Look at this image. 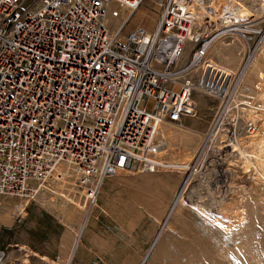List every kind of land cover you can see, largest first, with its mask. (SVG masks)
<instances>
[{
  "label": "built area",
  "instance_id": "2783aa9c",
  "mask_svg": "<svg viewBox=\"0 0 264 264\" xmlns=\"http://www.w3.org/2000/svg\"><path fill=\"white\" fill-rule=\"evenodd\" d=\"M146 1L0 0V196L67 183L91 205L108 177L161 172L160 129L195 116L196 92L219 100L206 142L257 131L239 78L264 49V0H247L263 13L246 21L226 6L218 19L216 0H155L153 26L126 31ZM219 40L240 43L237 73L208 60Z\"/></svg>",
  "mask_w": 264,
  "mask_h": 264
},
{
  "label": "rangeland",
  "instance_id": "374dc122",
  "mask_svg": "<svg viewBox=\"0 0 264 264\" xmlns=\"http://www.w3.org/2000/svg\"><path fill=\"white\" fill-rule=\"evenodd\" d=\"M154 1L144 2L126 31L138 24L153 26ZM248 6L256 18L262 15L257 4ZM216 44L228 56L219 58L213 49L218 66L235 69L240 43ZM256 57L261 72L255 71L242 87L258 104L256 116L264 118V49ZM194 103L195 116L181 125L162 126L166 132L176 130V136L163 139L159 158L168 166L159 173L133 170L108 177L91 205L67 183L21 205L0 196V250L17 264H264V165L256 168L253 162L245 170L237 164L241 150L258 151L250 137L264 145V119L257 131L240 136L234 151L206 142L219 100L196 92ZM152 106L149 100L140 107ZM181 194L184 202L173 209ZM233 198L237 204L227 206ZM225 205L232 213L243 210L246 221H231L223 213Z\"/></svg>",
  "mask_w": 264,
  "mask_h": 264
},
{
  "label": "bare ground",
  "instance_id": "6f19581e",
  "mask_svg": "<svg viewBox=\"0 0 264 264\" xmlns=\"http://www.w3.org/2000/svg\"><path fill=\"white\" fill-rule=\"evenodd\" d=\"M217 2H215L216 4H215V6H214V9H215V12H216V17L219 19L220 17H221V15L223 14V9H221L223 6H226L227 7V9L229 10V11H234L235 13H236V15H237V18H238V20L239 21H246V20H248L249 18H251V17H256V14H255V12H253L252 10H251V8L245 3V2H243V1H241V0H216ZM261 13H259V15H260ZM219 41H222V40H219ZM217 44H215L214 46H213V53H216V52H218L219 53V58H224V59H226L228 56H225V57H223L221 54V51L219 50V48H218V46L220 45H223L222 43L221 44H219L218 46H216ZM210 51V52H211ZM209 52V53H210ZM212 52H211V56L209 55L208 56V60L209 61H211V62H213V63H215L216 65H218V62L212 57ZM257 58V57H256ZM256 58L252 61V63L242 72V74L240 75V82L242 83L243 82V84H244V82L246 81V79L247 78H249L250 76H254L253 74L255 73V71H259V72H261V69H260V63H258L259 61H258V59L256 60ZM229 59V58H228ZM227 59V60H228ZM219 60V59H218ZM256 60V61H255ZM261 60V59H260ZM262 60H263V57H262ZM261 60V61H262ZM225 61V60H224ZM262 62H264V61H262ZM237 63V62H236ZM240 64V63H239ZM239 64H237V66H236V68L235 69H232V70H229L232 74H235V73H237V70L239 69ZM260 64V65H259ZM236 65V64H235ZM261 74V73H260ZM259 75V74H258ZM260 77H262V76H260ZM264 99V95L262 96V100ZM263 108H264V104H263ZM264 111V110H263ZM255 119H257V122H260L262 119H264L263 118V116L262 115H258V116H255ZM159 136H160V138L163 140V139H165V138H174L175 136H176V130H170V132H166L165 131V129L162 127L161 129H160V132H159ZM249 138V137H248ZM250 138H252L251 139V144H254V145H256L257 147H258V151L256 152V153H254V152H250V153H247V152H245L244 150H241L240 151V158H239V163H237V164H239V165H242L243 166V169H245V170H247L248 168H250V166L252 165L251 163H253V162H255V165H256V168H259L260 166H261V168H262V166L264 165V145H262V143L261 142H263V141H260V142H258V144H257V141H256V136L253 138V137H250ZM249 138V139H250ZM243 139V138H242ZM253 139H255V140H253ZM262 140H263V138H262ZM243 141V140H242ZM187 143H189V142H187ZM186 143V144H187ZM194 144H195V141L193 142ZM210 143V142H209ZM241 142H240V140H239V142H238V144L236 143L235 145H232L231 146V150H236V148H238L237 146L240 144ZM206 144V143H205ZM249 144H250V142H249ZM166 145V144H165ZM165 145H164V147L162 148V150L163 149H165ZM187 145H189V144H187ZM240 146V145H239ZM249 146V145H248ZM185 147V146H184ZM206 149V145L203 147V150H205ZM241 149H242V147H241ZM244 149V148H243ZM162 150L160 151V153L159 154H161V152H162ZM159 154H158V156H159ZM232 155H233V153H232ZM231 156V155H230ZM236 158V157H235ZM236 161V160H235ZM238 166V165H237ZM183 168H187L186 166L185 167H183ZM188 169V168H187ZM189 170H190V168H189ZM192 171L194 172V170L192 169ZM243 200V199H242ZM182 202V194L179 196V197H177V199H176V201L174 202V205H173V209H175V207L179 204V203H181ZM184 202V201H183ZM182 202V203H183ZM238 202H239V200H238ZM242 202V201H241ZM237 204V199H235V198H233V199H231V202H230V204L229 205H227V206H232V205H236ZM242 204V203H241ZM240 204V205H241ZM239 206V205H238ZM6 209V208H5ZM9 209V208H8ZM223 213H225L227 216H229L230 217V220L231 221H235V222H237V223H239V222H244V221H246L245 220V217H244V214H243V210L242 211H240V209H238V210H236V212L235 213H232V212H230L229 211V209H228V207H226V205L225 206H223ZM232 210V209H231ZM6 212H8V211H6ZM10 212V211H9ZM172 212L173 211H171V213H170V216H171V214H172ZM9 214V213H8ZM214 222H215V220H214ZM217 222V221H216ZM219 223V222H218ZM220 225H222V223H220ZM156 242V241H155ZM154 244V243H153ZM153 247V246H152ZM12 264V263H11Z\"/></svg>",
  "mask_w": 264,
  "mask_h": 264
},
{
  "label": "crops",
  "instance_id": "0c3cea01",
  "mask_svg": "<svg viewBox=\"0 0 264 264\" xmlns=\"http://www.w3.org/2000/svg\"><path fill=\"white\" fill-rule=\"evenodd\" d=\"M28 1V0H27ZM141 12V11H140Z\"/></svg>",
  "mask_w": 264,
  "mask_h": 264
}]
</instances>
